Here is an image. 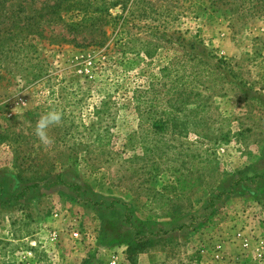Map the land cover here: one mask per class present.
<instances>
[{
    "label": "rangeland",
    "instance_id": "rangeland-1",
    "mask_svg": "<svg viewBox=\"0 0 264 264\" xmlns=\"http://www.w3.org/2000/svg\"><path fill=\"white\" fill-rule=\"evenodd\" d=\"M133 2L63 10L0 63V195L50 176L0 204V264H264V18ZM86 191L128 204L137 248Z\"/></svg>",
    "mask_w": 264,
    "mask_h": 264
},
{
    "label": "trees",
    "instance_id": "trees-1",
    "mask_svg": "<svg viewBox=\"0 0 264 264\" xmlns=\"http://www.w3.org/2000/svg\"><path fill=\"white\" fill-rule=\"evenodd\" d=\"M38 0H24L23 3L18 6L7 5L8 1L0 0V63L7 59H13L17 54V46L24 47L27 43H33V37L44 38L46 28L56 23H64L61 12L63 10H69L74 8L75 5L84 8L94 7L92 0H45L41 7L36 8L35 3ZM205 8L213 11H225L227 14H239L240 17L256 16L264 18V0H201ZM135 3V0L133 4ZM30 6V10L27 7ZM95 9V10H94ZM99 11V8H93V13ZM237 11V12H236ZM96 19L90 18L85 23L89 24L94 22ZM76 24V26H78ZM30 38H32L30 40ZM20 43V45H19ZM16 170V168H15ZM50 179L49 177L37 178V184L26 185L23 188L22 176L17 173L15 174V188L19 189L20 194L18 196H11L5 201L4 196L0 195V204L2 206H8L12 203H19L20 195H24L26 191L36 189L39 187L41 182ZM23 189V190H22ZM22 190V191H21ZM3 188H0V192ZM80 191V188H78ZM88 199L91 197L93 206L99 210L102 221L105 223V227L116 226L115 218L120 219L119 227L122 225L125 228H129L126 231H122L121 234L114 232L115 237L121 242L126 244L129 248H133V245L140 243V235L142 230L139 228L133 212H131L128 204H125L115 198L103 199L93 195L91 191L84 193ZM95 198V199H94ZM214 200L212 199L211 202ZM131 212V213H130ZM135 220V221H134ZM165 233V234H164ZM158 233L168 235L167 232Z\"/></svg>",
    "mask_w": 264,
    "mask_h": 264
},
{
    "label": "clouds",
    "instance_id": "clouds-1",
    "mask_svg": "<svg viewBox=\"0 0 264 264\" xmlns=\"http://www.w3.org/2000/svg\"><path fill=\"white\" fill-rule=\"evenodd\" d=\"M62 114L56 110H50L39 117L35 125V135L42 145L48 146L53 141L49 136V129L53 125H59Z\"/></svg>",
    "mask_w": 264,
    "mask_h": 264
},
{
    "label": "built area",
    "instance_id": "built-area-1",
    "mask_svg": "<svg viewBox=\"0 0 264 264\" xmlns=\"http://www.w3.org/2000/svg\"><path fill=\"white\" fill-rule=\"evenodd\" d=\"M239 236H240V234H239ZM248 246V244H247V242L244 244V247H247Z\"/></svg>",
    "mask_w": 264,
    "mask_h": 264
}]
</instances>
